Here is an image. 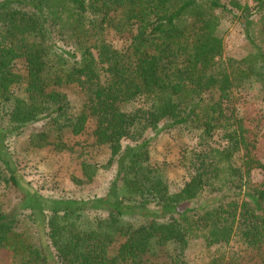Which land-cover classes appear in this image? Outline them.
<instances>
[{"label":"trees","instance_id":"trees-1","mask_svg":"<svg viewBox=\"0 0 264 264\" xmlns=\"http://www.w3.org/2000/svg\"><path fill=\"white\" fill-rule=\"evenodd\" d=\"M225 7L0 0V251L11 264H188L194 242L224 249L207 264H264V17L255 35L245 18L249 52L223 60L216 11ZM238 77L261 91L263 106L248 120L234 107ZM165 119L166 129L198 128L179 155L191 174L174 194L148 155L147 134ZM34 123L22 150L58 153L88 129L109 150L114 172L98 196L44 198L23 181L7 141ZM123 139L130 145L121 148ZM80 173L76 185L91 167L81 163Z\"/></svg>","mask_w":264,"mask_h":264},{"label":"rangeland","instance_id":"rangeland-1","mask_svg":"<svg viewBox=\"0 0 264 264\" xmlns=\"http://www.w3.org/2000/svg\"><path fill=\"white\" fill-rule=\"evenodd\" d=\"M228 3L237 4L239 8L228 9ZM221 4L226 7L224 10L216 11L219 16L218 32L222 41L220 58L239 60L249 52V46L244 36L245 18L248 22V30L252 35H255L259 18L264 17V9L259 13L253 10L254 0L250 2L221 0ZM106 40L113 46H117L119 43L110 34L106 35ZM57 46L67 49L61 44H57ZM233 93L234 107L238 115L246 120L250 119L263 106L260 87L251 80H243L238 77L234 81ZM68 96L72 101H76L78 98L71 94ZM165 123H167L166 119L160 124V131L157 134H147L148 155L150 163L157 167L163 175L167 192L174 194L187 182L191 174L189 169L180 164L179 155L184 149L194 144L198 128L193 124H186L166 129L163 127ZM39 129L38 124H30L22 127L19 136L9 138L7 141L11 160L23 181L32 186L44 198L52 196L78 200L98 196L104 186L110 182L114 172V164L110 161L109 150L93 145L89 129L79 136L66 140V148L58 153L49 149L22 150L25 137ZM258 137L260 144H264V127L258 131ZM119 143L121 148L130 145V142L124 139ZM81 163L91 167V178L82 185H76L72 179L81 178ZM254 179H257V175L254 176ZM34 217V225L41 231V214H36ZM223 250V248L217 247L206 250L194 242L188 248L186 261L188 264H207L213 256ZM0 264H11L9 253L6 251H0Z\"/></svg>","mask_w":264,"mask_h":264},{"label":"built area","instance_id":"built-area-1","mask_svg":"<svg viewBox=\"0 0 264 264\" xmlns=\"http://www.w3.org/2000/svg\"><path fill=\"white\" fill-rule=\"evenodd\" d=\"M241 1H243V2H244V1H249V2H250L251 0H241Z\"/></svg>","mask_w":264,"mask_h":264}]
</instances>
